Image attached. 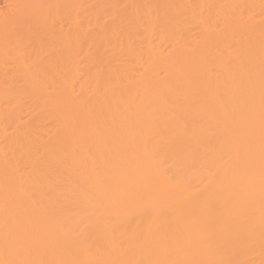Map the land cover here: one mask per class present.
<instances>
[{
	"label": "bare ground",
	"instance_id": "obj_1",
	"mask_svg": "<svg viewBox=\"0 0 264 264\" xmlns=\"http://www.w3.org/2000/svg\"><path fill=\"white\" fill-rule=\"evenodd\" d=\"M0 264H264V0H0Z\"/></svg>",
	"mask_w": 264,
	"mask_h": 264
}]
</instances>
